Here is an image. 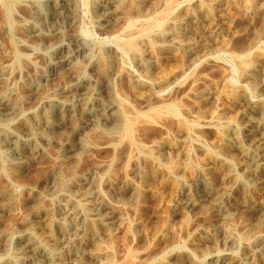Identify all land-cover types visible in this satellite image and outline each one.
Segmentation results:
<instances>
[{
    "label": "rangeland",
    "instance_id": "374dc122",
    "mask_svg": "<svg viewBox=\"0 0 264 264\" xmlns=\"http://www.w3.org/2000/svg\"><path fill=\"white\" fill-rule=\"evenodd\" d=\"M96 1L111 2L113 0H109V1L108 0H88V1L87 0H81V4H80L79 9H78V16L81 15L79 17L78 29L76 30L75 33H67L66 35H64L61 38L43 37L44 39L43 38L38 39L40 42L38 40H34V41H31L29 39L27 40V36L25 37V35H23L25 29H27V28H25L23 26V24H22L23 27L21 26L22 22L19 25H16L19 28V30L17 29L15 34L18 37L20 36V38H23V41L26 40L25 42H27V44H29L33 48L37 47L36 48L37 52L38 51H39V53L41 52L40 54L37 52L33 53V55L31 56V57H33L32 58L33 60H31V58H29V60L32 61V63L29 62L27 59H23L22 57L19 56V52H16L15 48H12L13 45H14V47L16 46L17 41H15V39L7 38L4 34L5 32L2 31V30H6V29H5V26L3 27L4 18L2 17L3 13H2V10L0 8V12H1L0 13V15H1V17H0L1 18L0 19V23H1L0 24V31H1L0 32V66L7 67V69H12L14 71L13 81L15 82V84L17 86L21 85V86L17 87L16 92L12 96V99H11V106L13 108L15 106L19 107V109L17 107L15 108L16 111H18V113L16 116H12L10 118V120H8L7 122L2 123L0 125V130H7V131L11 132V134H13V132H14V134L16 133L15 135L18 134V136H20V139L22 141L27 142V143H30L31 140H33L29 136V133L27 130V126L31 122L35 123V122L40 121V122H42V124L48 125L49 124L48 119H49L51 122H55L56 124L58 123V125L63 130V131H58L57 133H55V132H52L50 129H49V131H48V129H45L42 132L43 135L41 137V141L44 142L46 145V147H45L46 153L48 152L47 156L49 158V162L47 164V170L46 171L36 172L35 167L30 165L27 167V169H25L26 171L25 170H23V171H8L7 174H0V181H1L0 182V234H2V233L4 234L6 231V232H11L14 235H18L19 233H21L25 230L33 229L38 234V236H40L41 238H44L48 235L46 232H49V229H52V228L54 229V232H55L53 234H55V235L57 234V237H60L63 234H67V235L70 234L69 232L71 231V228H72V222L70 223L71 220L67 217H68V214L73 209H78L82 206L81 208H83L84 210H88L92 206V204L95 202L96 198L99 195H101V191L105 194L107 193V196L110 198V200H112V201L117 200V197H113V195L108 192V190L106 189V186H105V182H107L109 180V178H111L113 181L115 180L116 182L120 181L119 178H121V182L124 181L125 179L127 181L132 180L134 178V175H135V173H134L135 166L133 165V163H130L131 162L130 158L132 157V155H134L133 158L140 157V159L143 162V165L145 164V167L147 168L150 165L149 163L152 161L151 157L155 154V153H153V152H155L154 145H155V143H157V141L159 142L161 137H157L156 139L159 138L158 140L153 139L150 141H140L135 136L134 139L127 138V140L124 141L125 144L123 146H125L126 144H127L126 146H128V149H127L128 152H126L128 155L125 154L124 152H122V151H124L123 150L124 147L118 146L119 151H118V149L117 150L115 149L116 147H112V150L110 149L112 154L110 153V150L107 149V150H105L106 153L104 152V150H100V151L95 152L99 156H97L96 154L90 156L88 153H85L84 151L79 149V148H81V143L85 142L84 140H86V142L89 143L91 145V147H96V146L98 147V146H101L102 143L104 145L109 143L110 142L109 138L104 137L101 134V132H98V131L95 133H92V134H86L87 135L86 137L80 136V134H78L77 127L80 126L82 121H85L86 119H88V117H86L84 115L79 116V120L77 121V124L74 122H67L65 124V123H62L61 116L58 114L57 110L53 111V109L50 110L48 107L50 104L56 103V105H57V103H63L64 98L62 96V92L64 90L63 88H65L66 85L67 86H70V85L71 86H74V85L77 86V84L81 85V83H84L85 81L87 83L94 84L98 78L100 80L102 79L101 81H103V82L106 79H109V78L111 79V84H110L111 87L108 91L104 92L103 100L107 103L108 102H114L117 105L119 104L118 107L120 109L118 108V111L115 114H119V116H121V115H124L126 111L127 112H129V111L134 112V111L142 110V107L145 106V105H142V104H144L143 101H141V99L138 98L135 91H132L133 89H131L130 85H128L130 87L127 86L126 89H123V87L125 88L124 85H127V83L129 82V80H128L129 77L137 78L140 76V77L144 78V74L141 72V69L140 70L138 69V67H139L140 62H142L143 64H146V65L149 64L148 63V59H149L148 56L149 55H147L148 53L146 52V50L139 45L136 49L137 52L135 51L134 53L131 54L132 57L131 56L125 57V55L121 51L120 52L118 51L117 54H114L115 56L111 55L113 58L107 57L104 52L107 51V49L112 45H114L115 48H117V47L124 48L125 45L131 44V42L133 43L135 41V43H138L139 42L138 40L134 39L132 41L131 33L135 32L139 29H142L144 26H146V24H148V22L149 23H158V25H160V26L163 25L160 27V30L157 31L158 33L159 32H161V33L166 32L167 34H170V32H172V31L168 28V26H169L170 22H172L173 19L175 17H177L179 13H181L182 9L180 10L178 8H174L176 11H173V12H175V13H173L171 17L166 18L164 20L163 18H161L158 15L162 10H164V8H165L164 5L166 3V0H140L141 4L140 3H138V4L134 3L131 5H126V6L122 7L124 12H125V15H127V17H128L127 21L124 22L123 20H121L120 17H113L114 19L112 18V22L115 24V26H113L112 28L102 30L99 26V23H98L99 19L97 18V15L93 12L94 11L93 4ZM194 1L197 3H204L205 2L204 3L205 5H207L211 2V0H193V2ZM238 1H240V2H238ZM263 1L264 0H228V1L222 0L221 1L222 5H220L219 8L216 7L215 10H217L218 12L221 11L220 12L221 15L226 19L225 25L223 26L221 31H219L218 36H216V37L212 36V37L208 38L210 45H211V49L208 52L199 53V57H197L196 60L193 61V63H191L192 66L190 63L189 64L186 63L187 60L184 58L185 55L188 54V50H186L184 48H180L177 51H172L173 52L172 53L170 51L171 49L168 48L169 47L168 42L162 38L163 36L161 33H159L160 35L158 34L157 37L154 36L155 39L153 37V41L156 43V45H158L156 51H157L159 58L161 60L160 61L161 62L160 68L163 70V72L169 73V72L173 71V69L178 68V67H182L184 69V73L180 76L181 78L179 77L178 78L179 80L177 79L176 81H174L172 83V85H170L168 87V89L165 91V93L167 95L165 93H163L164 98H165V96L169 97L170 95H171V97H173L174 93H175L174 97H175V95L178 94L177 99H179V100H177V101H178V106L180 107L181 116L179 117V119L175 118L176 120L173 118V123L175 120V123L173 124V127H172V129L175 128V130L174 131L172 130L173 135L171 134V139L173 141L174 140H175V142L178 141V143L182 142L184 140V136H185L184 133H186L188 130L194 131L193 128H196L195 131L193 132V135L197 136L198 140L205 142L206 145H208V147L219 146L220 142H218L219 140L217 138H215L216 140H214L213 137L211 138L210 134L201 135L200 130L197 127L192 126L191 123H189L190 120H186L187 114H189V113H192V114L197 115L199 117L206 116L207 113L209 112L208 111L209 108L205 104L204 99L210 93L216 92L219 89H220L219 92L223 93L222 94L223 97L221 98V102H220L221 107L224 109L226 107H227V109L230 108L229 110L231 111V116L233 118H235L237 116V109H238L237 105H239V103H240L237 99H241L243 97H244V99H247L245 101L249 102L250 104H252L253 106H255L257 108V110H258L257 116H259L258 118H264L262 116V113H261V115L259 113V112L264 111V92H263L264 88H263V86L259 84L256 89H253L252 85L248 81H246L244 78H242L241 74H239V72H238V69H239L238 66L245 64V65H247L245 70H247V69H249L251 64H246V62L251 61V62L257 63V61L259 59H262L264 57V51H263L264 50V47H263L264 46V2ZM193 2L190 0H187L186 2L184 0L180 1V3L182 4L181 6H187V7H191V8H193L195 5ZM225 2H228V3H225ZM233 3L234 4L238 3V4H236V6H235ZM186 4H189V5H186ZM85 5H87V6H85ZM88 5H89V7H88ZM226 7H227V9H226ZM18 8H20V7H16L14 9V11L12 12V14L14 15L13 18H15L17 20H18V18L23 19V17H25L24 16L25 11L23 8L21 11ZM158 8H159V10H158ZM238 8H239V10H238ZM241 8H242V10H241ZM16 9H18V10H16ZM251 10H259L260 12L254 17V16L250 15ZM16 12L21 16L18 15L19 17L18 16L16 17V15H17ZM14 13H16V14H14ZM22 14H24V15L22 16ZM259 14H261V15H259ZM259 16H261V17H259ZM236 17H238V19ZM2 18H3V20H2ZM151 18H153V19H151ZM20 19H19V21H21ZM138 19H140V20H138ZM154 19H155V21H154ZM1 20H2V22H1ZM140 26L142 28H139ZM20 28H21V30H20ZM253 31H254V33H253ZM236 33L237 34L239 33V34L237 35ZM82 34L85 36H83ZM250 34H252V35H250ZM249 36L251 39L249 38ZM77 38H80L87 43L88 48L90 49V54H89L90 56L88 58L80 57L76 60L77 64L72 68L71 76L69 75V72H65L64 74L60 73L55 81H53L51 83L49 82L47 85L43 86L42 89L37 94H35V96H34V94H30L28 92V87L25 84V82H29L28 80H30V79L34 80L35 78H38L41 75L46 76V75L53 74V68L52 67L58 61L57 60L58 57L64 56L65 53L67 55L68 53L73 52L74 49L76 48ZM186 38H185V36L183 37V39H186ZM193 38H194V36L191 37V39H193ZM211 39L213 42L211 41ZM49 41L50 42L52 41V42L50 43ZM92 41H93V43L95 42L94 43L95 45L92 43ZM46 42H48V43H46ZM116 42L119 45L116 44ZM260 43H261V45H260ZM91 44H93L94 46L92 45L93 46L92 47ZM2 45H3V47H2ZM162 45L163 46L165 45L167 50L160 48ZM230 45H232V46H230ZM95 46H97V47H95ZM254 47H256V48H254ZM141 48H143V49H141ZM258 48L261 50H259ZM21 49H22V47H21ZM67 49H68V51H67ZM194 49H195V47H194ZM212 50H213V52H212ZM99 51H101L102 53ZM258 51H260V53ZM94 53H95V55H94ZM98 53H99V55H98ZM175 54H177V55H175ZM95 56H97V57L100 56V57L97 58ZM55 57H56V59H55ZM172 57H175V58H172ZM38 58H39V60H38ZM43 59H44V61H43ZM95 59H96V61H95ZM128 59L130 61H128ZM18 60H19V63H18ZM90 60H92V61H90ZM111 60H112V62H111ZM168 62H170V63H168ZM35 64H37V65H35ZM214 66H216V67H214ZM84 67H86V68H84ZM102 70H104V71H102ZM122 70H123V72H122ZM29 71H31V72L29 73ZM127 71H128V73H127ZM124 73L125 74L127 73V75H125ZM124 76H125V78H128V79H125ZM70 77H73V81ZM187 77H189V78H187ZM77 78H78V80H77ZM190 79L192 81L191 83H193V82L197 83L196 86L194 87L195 92L193 91L192 93L194 94L193 96L196 98L195 101H197L198 103L197 102H194V103L189 102L188 100L184 99L185 101H187L185 103L183 101V99L182 100L180 99L182 91H185L187 86L191 84ZM82 80H84V81L82 82ZM90 80H92V81H90ZM112 80H114L115 82ZM101 81H99V82H101ZM177 81H178V85H177ZM188 81L190 84L188 83ZM121 82H122V85L118 86V84H121ZM113 84H114L115 88H114ZM186 84H188V85H186ZM46 88H47V90H45ZM172 88H174V89H172ZM233 89H235V90H233ZM175 91L176 92L178 91V92L176 93ZM222 91H224V92H222ZM196 93H197V95H196ZM52 94H54V95H52ZM130 94H132V95H130ZM155 95L156 96H155L153 101H156L157 98H163V97H160L162 95H160V96L158 94H155ZM239 95H241V97ZM44 96L46 98L48 97L50 100L46 99ZM117 96L119 99L117 98ZM107 97H109V98H107ZM238 97H240V98H238ZM17 98H19V99H17ZM116 99H118L119 102ZM68 100H71V99H68ZM68 100L67 99L64 100V103L68 102ZM120 100H121V103H120ZM122 101H124L126 104H124V102H122ZM230 101H232V102H230ZM137 102L138 103L142 102L141 104L139 103L140 104L139 107H137L138 106ZM15 103H16V105H15ZM24 103H26V104H24ZM40 104H42V105H40ZM195 105H196V107H195ZM41 106H43V107H41ZM235 107H236V109H233ZM48 109L50 111H48ZM197 111H198V113H197ZM24 112H26V113H24ZM42 113H43V116H42ZM20 114H21V116H20ZM46 115H47V117H46ZM35 117L37 118V120ZM40 117L43 118V121ZM39 118L41 120H39ZM44 118L47 121L44 120ZM157 119H161L159 121H162L163 124L169 123L164 118H157ZM10 121H12V122H10ZM187 121H188V123H187ZM7 125H9V126H7ZM64 127H65V129H64ZM262 128L264 130V126H262ZM196 132H197V134H196ZM45 133L47 135H45ZM181 136H182V138H181ZM54 138H56V139H54ZM51 140H52V143H51ZM55 140H56V142H55ZM138 142L141 144H139ZM152 142H153V144H152ZM49 143H51V144H49ZM73 147L76 149H74ZM5 150H6V147H5L4 141L1 139L0 140V151H1L0 155L1 156L5 154V152H6ZM137 150H139L140 152ZM192 150L193 151L196 150V145H193ZM107 151L109 153H107ZM233 152L235 154L234 158H235L236 162H238V163L245 162V160L242 158L240 152H238V151H233ZM64 154H65V156H64ZM109 154H111L112 156H110ZM193 157H194V160H196L195 162H198L199 164H205L207 161H209V159H208L209 157L207 158L206 156L199 155L197 153L194 154ZM125 161H126V163H125ZM56 162H58V163H56ZM131 166H133V167H131ZM119 167H121V168H119ZM58 168H62V169H58ZM53 171H56L57 174L59 173L58 178L56 179L55 183L53 181H51L52 179L48 180L50 178V176L52 175ZM14 172L15 173L17 172V173L15 174ZM45 172H47V173H45ZM256 172H257V177H259L258 178L259 182L261 183L259 188H255L253 186L251 188L250 185L244 186V184L241 183L240 180H236V179L231 180L230 179L231 180L230 181L229 179H225L221 174H219V172L217 170L215 173L211 174V176H210V186L212 187L211 189L217 190V189H221V188L223 189L224 188V190L228 191L229 197L223 198L220 201H218L217 203H215L212 200H204L203 201L204 202L203 208H202V211L199 215L193 216L192 214L191 215L188 214V216H187V214H186L182 218H175L174 217L175 213L178 211V209L180 207L179 205L185 202V199L183 200L182 197H179V193H180L179 191H181L182 182H183L182 178H180V175H177V177L176 176H172V177L170 176L172 179L170 177H168V178H165L164 180L152 181V178H151L152 174L151 175H150V173L145 174L143 177L144 178L143 181L141 180L139 182L141 189H143L142 192L144 193V195H143L144 197H143V201H142L143 204H142V207H140L141 213H143L144 215L143 214L141 215L142 216L141 219L146 224L143 235L141 236V240L140 239L136 240V241L133 240V237L129 236L130 234L125 233L124 231L119 232V233L115 232V233H113V236H112L113 240L111 239V241H113V242L110 241V242H107L104 244V246L108 249V251L109 252L111 251L110 254L112 257H110L108 260L102 259L101 262H98V263L96 261L92 260V264H99V263L104 264V262H105V264H128L129 262H130V264H133L134 260H136L137 257L142 255L141 252H143L144 255L147 254V255L151 256L148 264H179V263L180 264H182V263H186V264H221V263L222 264H231V263L232 264H264V258H263V256H264V246H263L264 245V179H263L264 174L263 173L264 172H262L260 169H258ZM94 173H98V175H101V174L104 175L105 174L104 175V185H103L104 187L102 186L99 190H95V192H93V193L91 191H88V192L85 191L84 193H81V194H78L77 192H75V187H76L75 184H79L80 182L85 181L88 177H90L91 174H94ZM147 175H149V176H147ZM116 178H118V179H116ZM150 178H151V180H150ZM65 179H66V181H65ZM222 180H224L225 182ZM49 182L51 185L49 184ZM121 182H119V184H121ZM237 183H238V185H237ZM122 186L125 188L127 187L126 184L121 185V190H125V188L122 189L123 188ZM103 189H105V190H103ZM27 190H29V191H27ZM11 191H12V193H11ZM28 192L29 193L31 192L32 194L31 193L29 194ZM13 193L15 195H13ZM149 194H150V196H149ZM72 196H73V198H72ZM145 196L147 197V199ZM238 196H240V197H238ZM15 197H16V199H15ZM149 197H152V199ZM171 199L173 201H171ZM125 200H126V203L124 202V205H122V209H124L123 214H124L125 219L126 218L128 219V217L130 218V219H128L129 221H126V222L127 223L129 222L128 224H133L138 216L136 214H134V213H136L133 211L134 207L131 206V204L128 202L127 199H125ZM158 200H159V202H158ZM223 200H224V202H223ZM169 201L172 205L169 203V206L165 207V202H169ZM247 202H250L252 204L253 210L248 211V210L243 208L244 203H247ZM161 203H162V205H161ZM236 205H239V206H236ZM40 206H42V207H40ZM162 206H163V208H161ZM210 207H211V209H210ZM128 208H130V209L127 210ZM131 208H132V211H131ZM207 208H209V209H207ZM208 210H211V211H208ZM17 211H18V213H17ZM124 211H126V213ZM60 212H62V215ZM21 214H22V216L20 217ZM17 215L19 218L17 217ZM60 215H61V217H60ZM43 216H44V218H43ZM52 218H53V220H51ZM226 218H227V220H226ZM24 219H25V221H24ZM46 219L48 220L49 225L47 224L45 227H43L41 222H43V220H46ZM49 219L51 221H49ZM239 219H241L240 222H239ZM132 220H133V222H132ZM58 221L61 224L60 227H57ZM50 223H51V226H50ZM27 224H29L28 225L29 227L27 226ZM23 227H24V229H23ZM49 227H51V228H49ZM246 227H248V228H246ZM14 230H15V232H14ZM94 233L99 234L100 229L99 228L96 229L94 231ZM229 234L233 235L234 237L236 236L239 239L241 238L240 239L241 242H238L236 245H233V246L230 244H226L225 240L227 239ZM92 235H93L92 233H87L85 235L83 234V235H81V238L83 237L82 238L83 242L84 241L87 242V241H90V236H92ZM154 237H156V238H154ZM87 238H89V239H87ZM114 240H116V241H114ZM123 242L127 243L129 246L127 244H123ZM206 243H208V244H206ZM261 245H262V247H261ZM197 246H198V250L196 248ZM212 246H213V248H212ZM219 246H220V248H219ZM226 246H228V247H226ZM120 247H122V248H120ZM125 247L128 250L125 249ZM221 247H222V249H221ZM144 248H145V250H144ZM92 249H93V246H91L90 244L85 245V250L87 253H89ZM194 249L196 250V252ZM215 249H216V251H215ZM69 250L71 251V249L67 248V250H60L57 253V256L60 255V256H58L60 258V260L61 259L63 260V262L61 260L62 264L68 263L69 252H70ZM118 250H120L121 252H119ZM63 253L65 255H63ZM62 255L64 258L62 257ZM216 256H217V258H216ZM224 257H227L229 259L228 263H223ZM111 258H112V260H110ZM134 258H136V259H134ZM254 258H255V262H254ZM87 259H89L88 256H87ZM187 259L191 262L189 263V261ZM233 259H235V260H233ZM89 261L90 260H88V261L85 260L84 262L89 263ZM131 261H133V262H131ZM172 261H173V263H172Z\"/></svg>",
    "mask_w": 264,
    "mask_h": 264
},
{
    "label": "bare ground",
    "instance_id": "6f19581e",
    "mask_svg": "<svg viewBox=\"0 0 264 264\" xmlns=\"http://www.w3.org/2000/svg\"><path fill=\"white\" fill-rule=\"evenodd\" d=\"M138 1L137 0H113L111 2L96 1L93 4V7H94L93 12L97 15V18L99 19L98 23H99L100 28L102 30H105V29L112 28L113 26H115V24L112 22L113 17H120L121 20H123L124 22L127 21L128 17H127V15H125V12H124L122 7H124L126 5H131L134 3L135 4L136 3L141 4L140 0H138ZM180 1H183V0H179V1L178 0L177 1L176 0H166V3L164 5L165 8L163 7L164 10H162L158 15L161 18H163L164 20L166 18L171 17L172 14L175 13V12H173V11H176L174 8H178V9H180V10L182 9V10H181V13H179L178 16L175 17L173 19V21L170 22V24L168 26V28L172 32H170V34H167L166 32H162V33L159 32V33H161L163 36L162 38L168 42V46H169L168 48L171 49L170 50L171 52L177 51L180 48H184V49L188 50V54H186L184 58L187 60L186 63L191 64V63H193V61L196 60L197 57H199V53H201V52L205 53L211 49V45H210L208 38H210L212 36L216 37L219 35L218 33H219V31H221V29L225 25L226 19L221 15V13H220L221 11L218 12L217 10H215L216 7L219 8V6L222 5L221 4L222 0H211V2L210 3L208 2L209 4H207V5L204 4L205 2L204 3H197L195 1L193 2V0H190L195 4L193 8L187 7V6H181L182 4L180 3ZM184 1L186 2L187 0H184ZM238 2H240V1H238ZM225 3H228V2H225ZM80 4H81V0H0V8H1L2 13H3L2 17L4 18L3 27L5 26V29H6V30H2V31L5 32L4 34L7 38L15 39V41H17L16 46L14 47V45H13L12 48H15V51L19 52V56L22 57L23 59H27L29 62L32 63V61H30L29 58H31V60H33L32 59L33 57H31V56L33 55L34 52H37V49H36L37 47L33 48L32 46L27 44V42H25L26 40L23 41V38H20V36L18 37L15 34L16 30L17 29L19 30V28L16 25H19L22 22L21 26L23 24V26L25 28H27V29H25V31L23 33V35H25V37L27 36V40L29 39L31 41H34V40L41 39L43 37L61 38L64 35H66L67 33H75L76 30L78 29L79 17L81 16V15L78 16V9H79ZM236 4H238V3H236ZM236 4H234V5L236 6ZM186 5H189V4H186ZM85 6H87V5H85ZM16 7H20V8H18L20 11L22 10V8L24 9L25 15L22 14V16L24 15L25 17H23V19L18 18V20H17L15 18H13L14 15L12 14V12L14 11V9ZM88 7H89V5H88ZM239 8H238V10H239ZM18 9H16V10H18ZM226 9H227V7H226ZM158 10H159V8H158ZM241 10H242V8H241ZM259 12H260L259 10H251L250 15L255 17ZM16 13H14V14H16ZM18 15L19 14L17 13L16 17ZM259 15H261V14H259ZM19 16H21V15H19ZM0 17H1V15H0ZM259 17H261V16H259ZM3 18H2V20H3ZM236 18L238 19V17H236ZM19 19L21 21H19ZM151 19H153V18H151ZM2 20H1V22H2ZM138 20H140V19H138ZM154 21H155V19H154ZM141 26L139 28H142ZM161 26H163V25H161ZM161 26L158 25V23H149L148 22V24H146V26H144L142 29H139V30L136 29L137 31L131 33L132 41L135 39V40L139 41L138 43H135V41L133 43L131 42V44L125 45L124 48H122V47L115 48L114 45H112V46L109 45L110 47L107 49V51L104 50L105 55L109 58L112 57L111 55L117 54L118 51L119 52L121 51L125 55V57H129V56H131L132 53H134L136 51V49L139 45L141 47H143L146 50V52L148 53L147 54V55H149L148 56V58H149L148 59V63H149L148 65L143 64L142 62H140V63L138 62L139 67H140V68L138 67V69L139 70L141 69V72L144 74V78L139 76L137 78L129 77V79H128V78H125V76H124V78L128 79L129 82L128 83L126 82L127 85H124L125 88L123 87V89H126V87L128 85L131 86V89H133L132 91H135L138 98L141 99V101H143L144 104H142V105H145L144 107H142L143 111L142 110H138V111H134V112H130V111L127 112L126 111L125 114L121 115V116H119V114H115L118 111V108H119L118 105L119 104L117 105L114 102H108L107 103L103 100L104 92L108 91L111 87L110 86V84H111L110 78L106 79L104 82L101 81L102 79L100 80L98 78L94 84L87 83L85 81L84 83H81L82 86L78 85V84H77V86H75V85L74 86H71V85L67 86L66 85L65 88H63L64 90L62 92V96H63L64 100H66V99L67 100L71 99V100H68V102H66V103H64V100H63V103H57V105L54 102L55 104H50L48 106L50 110H52V109H53V111L57 110L58 114L61 116L62 123H65V124L67 122H74L77 124V121L79 120V116L84 115V116L88 117V119H86L85 121H82L80 126L77 127V131H78V134H80V136L86 137L87 136L86 134H92V133H95L98 131V132H101V134L104 137L109 138V140H110L109 143H107L105 145L102 143V145L98 146V147L97 146L91 147V145L89 143H87L86 140H84L85 142L81 143V148H79V149H81L85 153H88L90 156L96 154L95 152L100 151V150H104V152L107 149L112 150V147H116L115 149L117 150L119 148L118 146L124 147L123 148L124 151H122V152L127 154L126 152H128L127 151L128 146H126L127 144L125 146H123L125 144L124 141L127 140V138L134 139L136 136V138H138L140 141H150V140L156 139L157 137H161L159 142L157 141V143H155V145H154L155 152H153V153H155V154L151 157L152 161L149 163L150 165L146 168L145 164L143 165V162L140 159V157L133 158L134 155H132V157L130 158V161H131L130 163H133V165L135 166V170L133 169L134 173H135L134 178L130 181L123 179L124 181H122V182H121V178H119L120 179L119 182H121V184H119V182H116L115 180L113 181L111 178H109V180L108 181L106 180L107 182H105L106 189L108 190L109 193H111L113 195V197H117V200H115V201L110 200V198L107 196V193L105 194L100 190L101 195H99L96 198V200L94 199L95 202L92 204L91 207L89 206L90 208L88 210H84L83 208H81L82 206L81 207L79 206L80 208H78V209H73L68 214V217H67L71 220L70 223L72 222V228H71V231L69 232L70 234H68V235L63 234L60 237H57V234L56 235L53 234V233H55L53 228L49 229V232L45 231L48 235L44 238H41L40 236H38V234L33 229L25 230V231L19 233L18 235H14L13 233L6 232L4 230L5 233L0 234V264H62L63 260L61 259L62 260V262H61L60 258L58 257L60 255L57 256V253L60 250H67V248L71 249V251L69 250L70 252H69V259H68L67 264H92V260H94L98 263V262H101L102 259L108 260L110 257H112L110 254L111 251L109 252L108 249L104 246V244L111 241L113 233H115V232L119 233V232L124 231L125 233H129L130 234L129 236H132L133 240H135V241L139 240V239L141 240V236L143 235L146 224L141 219L142 218L141 215L143 213H141L140 207H142V204H143L142 201H143L144 193L142 192L143 189H141L139 182L141 180L143 181V179H144L143 177L147 173H150V175L152 174L151 175L152 181L164 180L165 178H168L170 176L171 177L172 176L177 177V175H180V178H182L183 182H182V188L180 187L181 191H179L180 193L178 191L177 192L179 193V197H182L183 200L185 199V202L182 203L183 202L182 201L181 202L182 204L179 205L180 207L174 215L175 218H182L186 214H187V216H188V214H190V215L192 214L193 216L199 215L202 211L204 200H212L215 203H217L221 199L229 197L228 191L224 190V188L223 189L222 188L217 189V190L211 189L212 187L210 186V176H211V174L215 173L217 170H218L219 174H221L225 179L240 180L241 183L244 184V186L250 185L251 188H252V186L255 188H259L261 183L259 182V179H258L259 177H257L256 171L258 169H260L262 172H264V130L262 128V126H264V118H258L259 116H257L258 115L257 108L255 106H253L252 104H250L249 102L245 101L247 99H244V97L241 99H237L240 103H239V105H237V107H238L237 116L235 118H233L231 116V111L229 110L230 108L227 109V107H226L224 109L221 107L220 102H221V98L223 97V95H222L223 93L219 92L220 89L216 92L210 93L204 99L205 104L209 108V110H208L209 112L207 113L206 116L199 117V116L194 115L192 113L187 114L186 120H190L189 123H191L192 126L197 127L200 130L201 135L210 134L211 138L213 137L214 140H216L215 138H217L219 140L218 142H220L219 146L208 147V145H206L205 142L198 140L197 136L193 135V132L195 131L196 128H193L194 131L191 130L192 132L188 130L186 133H184L185 132L184 131L183 132L185 134V136L183 135L184 140L180 143H178V141L175 142V140L173 141L171 139V134L173 135L172 130L173 131L175 130V128L172 129L173 124L175 123V120L179 119V117L181 116L180 107L178 106V101H177L179 99H177L178 94L175 95V97H174V94H175L174 93L173 97H171V95H170L169 97L165 96V98H164L163 93H165V91L168 89V87L170 85H172V83L174 81H176L184 73V69L182 67H178V68L173 69V71H171L169 73H164L163 70L160 68V63H161L160 61L161 60H160L159 55L156 51L158 45H156V43L153 41V37L154 36L157 37V35L159 34L157 31L160 30ZM20 30H21V28H20ZM253 33H254V31H253ZM250 35H252V34H250ZM83 36H85V35H83ZM184 36H185V38L186 37L187 38L183 39ZM192 36H194L193 39H191ZM249 38H250V36H249ZM154 39H155V37H154ZM211 41H212V39H211ZM46 43H48V42H46ZM92 43H93V41H92ZM93 44H91V46ZM116 44H118V43L116 42ZM3 45H2V47H3ZM260 45H261V43H260ZM230 46H232V45H230ZM21 47H22V49H21ZM95 47H97V46H95ZM194 47H195V49H194ZM143 48H141V49H143ZM160 48L167 50L165 45L164 46L162 45ZM254 48H256V47H254ZM259 50H261V49H259ZM67 51H68V49H67ZM101 51H99V52H101ZM212 52H213V50H212ZM258 52L260 53V51H258ZM37 53H39V51ZM89 54H90V49L88 48L87 43L85 41H83L82 39L77 38L76 48L74 49L73 52H70L67 55L65 53L66 56L64 55V56L58 57V59H57L58 61L56 62L55 65H53L51 63L53 65V67H52L53 68V74L46 75V76L41 75L38 78H35L34 80H32V79L28 80L27 79L29 82H25V84L28 87V92L30 94H34V96H35V94H37L42 89L43 86L47 85L49 82L51 83V82L55 81L60 73L64 74L65 72H69V75L71 76V70L77 64L76 60L80 57L88 58L90 56ZM177 54H175V55H177ZM94 55H95V53H94ZM98 55H99V53H98ZM97 56H95V57H97ZM99 57H97V58H99ZM172 58H175V57H172ZM55 59H56V57H55ZM38 60H39V58H38ZM43 61H44V59H43ZM90 61H92V60H90ZM95 61H96V59H95ZM128 61H130V60L128 59ZM111 62H112V60H111ZM18 63H19V60H18ZM168 63H170V62H168ZM246 64H251L249 69H247V70H245L246 66H247L245 64L238 66L239 67L238 72H239V74H241V77L244 78L246 81H248L252 85L253 89H256L259 84L262 85L264 88V57L262 59H259L257 61V63L248 61V62H246ZM35 65H37V64H35ZM191 66H192V64H191ZM214 67H216V66H214ZM84 68H86V67H84ZM102 71H104V70H102ZM30 72L31 71H29V73ZM122 72H123V70H122ZM127 73H128V71H127ZM127 73L126 74L124 73V74L127 75ZM13 74H14V71L12 69H7V67L0 66V125L4 122H7L8 120H10V118L12 116H16L18 113V111H16V109H15L17 106H15L14 108L11 106V99H12V96L15 94L17 87H19L21 85L17 86L15 84V82L13 81ZM70 78L73 81V77H70ZM187 78H189V77H187ZM77 80H78V78H77ZM83 81L84 80H82V82ZM90 81H92V80H90ZM99 81H101V82H99ZM112 81H114V80H112ZM191 82L192 81L190 79V83ZM188 83H189V81H188ZM196 84H197L196 82H193L190 85L186 84L188 86H187V88L185 87L186 88L185 91L181 90L182 94L180 96V99L181 100L183 99V101L185 103L187 101H185L184 99L188 100L189 102H193V103L197 102V101H195L196 98L193 96L194 94L192 93L194 91V87L196 86ZM119 85L121 86L122 82H121V84H118V86ZM177 85H178V81H177ZM113 86H114V84H113ZM130 86H128V87H130ZM114 88H115V86H114ZM172 89H174V88H172ZM45 90H47V88ZM233 90H235V89H233ZM222 92H224V91H222ZM197 93H196V95H197ZM155 94H158L159 96L162 95L160 97H163V98H157L156 101H153L155 96H156ZM52 95H54V94H52ZM130 95H132V94H130ZM239 96L241 97V95H239ZM109 97H107V98H109ZM240 97H238V98H240ZM117 98H118V96H117ZM17 99H19V98H17ZM46 99H49V98L47 97ZM118 99H116V100H118ZM121 100H120V103H121ZM124 101H122V102H124ZM232 101H230V102H232ZM118 102H119V100H118ZM16 103H15V105H16ZM139 103H138V106L136 105L137 107H139V105L142 102L140 104ZM24 104H26V103H24ZM124 104H126V103L124 102ZM40 105H42V104H40ZM41 107H43V106H41ZM195 107H196V105H195ZM17 108L19 109V107H17ZM49 109H48V111H50ZM233 109H236V107ZM198 111H197V113H198ZM24 113H26V112H24ZM259 113H260V115L262 113V116L264 117V111L259 112ZM20 116H21V114H20ZM42 116H43V113H42ZM46 117H47V115H46ZM40 118H39V120L42 119V121H43V118H41V119ZM157 118H164L169 123L163 124L162 121H159L161 119H157ZM173 118L174 119L176 118L174 120V123H173ZM36 120H37V118H36ZM44 120H46V119L44 118ZM48 121H49L48 125H44V124H42V122L38 121L35 123L31 122L27 126L29 136L33 139V140H31L30 143L22 141L20 139V136H18V134L15 135L16 133L14 134V132H13V134H11V132H9L7 130H0V140L2 139L4 141V144L6 147L5 154L2 156L0 155V174H7L8 171H23V170L27 169V167L30 165L35 167L36 172H42V171L47 170V164L49 162V158L47 156L48 152L46 153V148H45L46 145L44 142L41 141V137L43 135L42 132L45 129H48V131L50 129L52 132H55V133H57L58 131H63L62 128L58 125V123L56 124L55 122H51L49 119H48ZM10 122H12V121H10ZM187 123H188V121H187ZM7 126H9V125H7ZM64 129H65V127H64ZM196 134H197V132H196ZM45 135H47V134L45 133ZM181 138H182V136H181ZM54 139H56V138H54ZM158 139H156V140H158ZM55 142H56V140H55ZM51 143H52V140H51ZM51 143H49V144H51ZM139 144H141V143H139ZM152 144H153V142H152ZM193 145H196L195 151L192 150ZM74 149H76V148H74ZM111 150H110V153H111ZM118 151H119V149H118ZM137 151H139V150H137ZM233 151L240 152V154H241L242 158L245 160V162H242V163L236 162L235 158H234L235 154ZM107 153H109V152L107 151ZM196 153L199 155H204L207 158L209 157L208 158L209 161H207L205 164H199L198 162H195L196 160H194L193 155ZM111 154H109V155L112 156ZM64 156H65V154H64ZM97 156H99V155H97ZM56 163H58V162H56ZM125 163H126V161H125ZM131 167H133V166H131ZM119 168H121V167H119ZM58 169H62V168H58ZM56 171H53L52 175L48 179V180L52 179L51 181H53L54 183L56 182V179L58 178V174H59V173L57 174ZM45 173H47V172H45ZM104 175L103 174L98 175V173L91 174L90 177H88L85 181L80 182L79 184H75L76 185L75 192H77L78 194H81V193H84L85 191H87V192L91 191L93 193V192H95V190H99L104 185ZM147 176H149V175H147ZM151 178H150V180H151ZM116 179H118V178H116ZM65 181H66V179H65ZM222 181H224V180H222ZM49 184H50V182H49ZM125 184L127 187L125 188L122 186L123 187L122 189L125 188V190H121V185H125ZM237 185H238V183H237ZM103 190H105V189H103ZM27 191H29V190H27ZM11 193H12V191H11ZM13 195H15V194L13 193ZM149 196H150V194H149ZM238 197H240V196H238ZM72 198H73V196H72ZM149 198L152 199V197H149ZM15 199H16V197H15ZM125 199H127L128 202L131 204V206L134 207L133 211L136 212L134 214H136L138 216L136 218V220L134 219L135 221L133 224H128L129 222L127 223L126 221H129L128 219H130V218L128 217V219L127 218L125 219L124 214H123L124 209H122V205H124V202L126 203ZM146 199H147V197H146ZM171 201H173V200L171 199ZM158 202H159V200H158ZM223 202H224V200H223ZM169 203H170V201L165 202V207L169 206ZM161 205H162V203H161ZM236 206H239V205H236ZM40 207H42V206H40ZM161 208H163V206ZM243 208L248 210V211L253 210V206L250 202L244 203ZM129 209L130 208H128L127 210H129ZM207 209H209V208H207ZM210 209H211V207H210ZM131 211H132V208H131ZM208 211H211V210H208ZM62 212H60L61 215H62ZM124 212L126 213V211H124ZM17 213H18V211H17ZM61 215H60V217H61ZM21 216H22V214L20 215V217ZM17 217H18V215H17ZM43 218H44V216H43ZM51 220H53V218ZM51 220L49 219V221H51ZM226 220H227V218H226ZM24 221H25V219H24ZM240 221H241V219H239V222ZM132 222H133V220H132ZM41 224L43 227H45L48 224V220L47 219L43 220V222H41ZM28 225L29 224H27V226ZM60 225L61 224L58 221L57 227H60ZM50 226H51V223H50ZM49 228H51V227H49ZM98 228L100 229V233L99 234L94 233V231ZM246 228H248V227H246ZM23 229H24V227H23ZM14 232H15V230H14ZM87 233H92L93 235L90 236V241H87V242L84 241L83 242V240H82L83 237L81 238V235H83V234L85 235ZM154 238H156V237H154ZM87 239H89V238H87ZM240 239L236 236L234 237L233 235L229 234V236L225 240V243L233 246V245H236L238 242H241ZM114 241H116V240H114ZM111 242H113V241H111ZM86 244H90L91 246H93V249L89 253H87L85 250ZM123 244H127V243L123 242ZM206 244H208V243H206ZM222 247H221V249H222ZM226 247H228V246H226ZM261 247H262V245H261ZM120 248H122V247H120ZM196 248L198 250V246ZM212 248H213V246H212ZM219 248H220V246H219ZM125 249H127V248L125 247ZM144 250H145V248H144ZM118 251L121 252L120 250H118ZM215 251H216V249H215ZM195 252H196V250H195ZM141 253H142V255L141 256L138 255L139 257H137V259L134 258L136 260L133 259L134 260L133 264H148L149 263L151 256L147 255V254L144 255L143 252H141ZM63 255H65V254L63 253ZM63 255H62V257H63ZM87 256L89 259H87ZM216 258H217V256H216ZM263 258H264V256H263ZM85 260H87V261L90 260V261H89V263H86V262H84ZM110 260H112V258ZM233 260H235V259H233ZM228 261H229V259L227 257L223 258V263H228ZM131 262H133V261H131ZM190 262L191 261H189V263ZM254 262H255V258H254ZM172 263H173V261H172ZM99 264H102V263H99ZM104 264H105V262H104ZM128 264H130V262ZM182 264H186V263H182Z\"/></svg>",
    "mask_w": 264,
    "mask_h": 264
}]
</instances>
